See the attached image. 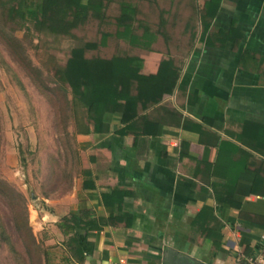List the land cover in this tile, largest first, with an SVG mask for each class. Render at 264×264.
Listing matches in <instances>:
<instances>
[{"label":"crops","instance_id":"1","mask_svg":"<svg viewBox=\"0 0 264 264\" xmlns=\"http://www.w3.org/2000/svg\"><path fill=\"white\" fill-rule=\"evenodd\" d=\"M156 1L183 18L182 51L160 37L135 49L134 121L108 116L103 134L77 133L87 165L43 217L87 209L102 224L88 235L92 253L69 264H163L168 250L245 264L264 254V0ZM114 190L125 196L108 207Z\"/></svg>","mask_w":264,"mask_h":264},{"label":"rangeland","instance_id":"2","mask_svg":"<svg viewBox=\"0 0 264 264\" xmlns=\"http://www.w3.org/2000/svg\"><path fill=\"white\" fill-rule=\"evenodd\" d=\"M137 1L146 5L152 0ZM119 13L120 0L108 8L107 25L91 21L70 37H48L33 27L18 31L25 49L23 64L15 57L18 50L7 43L11 28L0 6V225L14 246L11 251L0 240V264H47V258L50 264L60 262L61 217L55 224L43 215L55 213L71 193L74 177L87 165V154L77 144L72 107L66 104L56 73L73 48L87 43L97 46L86 52L88 57L110 58L118 49L134 55L135 49L106 38L116 33Z\"/></svg>","mask_w":264,"mask_h":264},{"label":"trees","instance_id":"3","mask_svg":"<svg viewBox=\"0 0 264 264\" xmlns=\"http://www.w3.org/2000/svg\"><path fill=\"white\" fill-rule=\"evenodd\" d=\"M115 1L118 0H2L0 6L11 28L7 43L18 50L15 57L24 64V45L15 33L29 32L33 27L42 35L62 38L70 37L75 30L91 21H97L103 27L109 22L108 8ZM170 4L174 6L173 2ZM170 4L152 0L142 5L137 0H120V13L115 19L117 31L115 34L107 33L106 38L112 37L118 45L125 44L128 49L152 50V45L160 37L167 46H174L178 53L181 52L184 32L180 29L184 22L182 17L167 16ZM182 4L179 2L175 8L182 7ZM96 48L94 43L73 48L65 66L56 73L66 104L69 109L72 107L76 133L82 135L103 134L108 116H121L124 124L134 121L135 108L142 98L140 85L138 87L134 83L137 58L124 49H118L110 58L88 57L86 52ZM172 67L170 61H163L158 75L166 76ZM136 90L139 91L138 96ZM68 94L71 100H68ZM83 173L90 174L87 170ZM84 187L94 188L95 184L85 182ZM124 196V193L114 190L103 196V202L109 207L110 202L121 203ZM111 217H114L115 225L129 219L125 214ZM130 226L131 222L127 221L126 227ZM102 227L87 209L62 217L57 228L65 238L61 247L67 254L64 260L68 264L82 263L92 253L88 235ZM29 236L34 240L31 232ZM0 240L14 251L11 238L2 225ZM47 264H50L48 258Z\"/></svg>","mask_w":264,"mask_h":264},{"label":"water","instance_id":"4","mask_svg":"<svg viewBox=\"0 0 264 264\" xmlns=\"http://www.w3.org/2000/svg\"><path fill=\"white\" fill-rule=\"evenodd\" d=\"M163 264H203L196 259L186 256L179 255L174 250H168L166 256L164 257Z\"/></svg>","mask_w":264,"mask_h":264},{"label":"built area","instance_id":"5","mask_svg":"<svg viewBox=\"0 0 264 264\" xmlns=\"http://www.w3.org/2000/svg\"><path fill=\"white\" fill-rule=\"evenodd\" d=\"M245 264H264V254L248 258Z\"/></svg>","mask_w":264,"mask_h":264}]
</instances>
